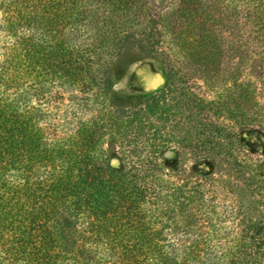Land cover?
Returning a JSON list of instances; mask_svg holds the SVG:
<instances>
[{"label": "rangeland", "instance_id": "374dc122", "mask_svg": "<svg viewBox=\"0 0 264 264\" xmlns=\"http://www.w3.org/2000/svg\"><path fill=\"white\" fill-rule=\"evenodd\" d=\"M154 1L137 0L127 10L124 48L111 60L102 54L105 63L89 83L53 80L41 95L25 78L24 96L41 103L40 124L50 137L74 141L80 124H105L111 116L103 136L110 166L129 170L147 160L160 167L169 192L181 199H166L167 243L200 247L208 264L206 247L218 256L242 244L250 221L264 223V0H162L152 9ZM83 2L90 7L91 0ZM99 12L85 33L75 32L76 41L112 36L114 19ZM144 59L165 78L149 93L126 85ZM237 116L248 120L241 136L233 133ZM201 174H210L198 187L204 194L191 202ZM181 201L187 206L180 213ZM193 211L196 223H176Z\"/></svg>", "mask_w": 264, "mask_h": 264}, {"label": "trees", "instance_id": "16d2710c", "mask_svg": "<svg viewBox=\"0 0 264 264\" xmlns=\"http://www.w3.org/2000/svg\"><path fill=\"white\" fill-rule=\"evenodd\" d=\"M136 1L91 0L86 7L83 0H0V264H203L200 247L167 243L166 199H181L169 192L163 170L147 160L129 170L110 166L103 136L111 116L80 124L74 141L50 137L40 124L41 103L24 96L25 78L41 95L53 80L89 83L105 63L102 54L111 60L124 48L126 12ZM100 10L114 19L112 36L76 41ZM234 123L235 136L249 126L241 116ZM209 175H198L191 202L194 194L200 201L198 187ZM176 206L181 213L187 204ZM196 221L193 211L176 223ZM248 226L242 244L218 256L206 247L208 264H264V223Z\"/></svg>", "mask_w": 264, "mask_h": 264}, {"label": "water", "instance_id": "95a60500", "mask_svg": "<svg viewBox=\"0 0 264 264\" xmlns=\"http://www.w3.org/2000/svg\"><path fill=\"white\" fill-rule=\"evenodd\" d=\"M164 83L163 73L151 59H144L138 62L126 81L129 89L142 93L155 91L163 86Z\"/></svg>", "mask_w": 264, "mask_h": 264}, {"label": "flooded vegetation", "instance_id": "af4514ba", "mask_svg": "<svg viewBox=\"0 0 264 264\" xmlns=\"http://www.w3.org/2000/svg\"><path fill=\"white\" fill-rule=\"evenodd\" d=\"M251 141L255 143V136L252 137ZM258 142H260L259 139H258Z\"/></svg>", "mask_w": 264, "mask_h": 264}]
</instances>
